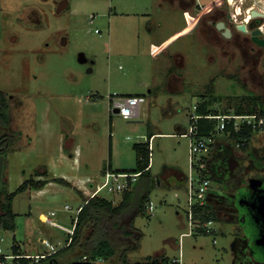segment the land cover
I'll return each mask as SVG.
<instances>
[{"label": "rangeland", "instance_id": "rangeland-1", "mask_svg": "<svg viewBox=\"0 0 264 264\" xmlns=\"http://www.w3.org/2000/svg\"><path fill=\"white\" fill-rule=\"evenodd\" d=\"M183 1L0 0V91L6 95L7 132L16 138L4 156L1 182L12 192L31 176L47 180L42 189L15 195L16 229L0 234L4 252L14 241L32 256L48 252L42 239L52 244L59 240L61 246L77 207L88 198V179L100 181L108 165L109 141L112 168L132 170V145L146 142L153 132L149 181L138 176L132 184L140 191L148 186L150 193L145 213L134 218L142 238L139 248L128 253V264H148L159 255H181L184 264H234L241 229L236 216L229 214L222 189H216L222 200L213 197L217 216L212 231L191 230L188 182L174 174L178 170L191 176L189 136L177 127L189 130V117L202 97L217 111L264 108V46L251 39L262 17L246 22L249 0L232 7L229 0H214L202 5L204 14L197 11L200 5ZM236 7L235 18L227 19ZM210 15L224 20L232 36L226 38L204 24ZM242 24L245 31L238 27ZM127 93L145 97L139 117L125 119L109 111V95ZM61 131L76 139L72 157L62 144ZM261 138L256 134L248 148L262 146ZM231 146L232 153L220 156L224 178L227 171L236 172L239 179L262 175L245 156L247 149L240 154L243 150ZM61 177L70 184L58 182ZM222 182L213 178L209 191ZM99 195L117 204L122 192L102 190ZM50 211L59 226L42 220ZM80 253L77 248L64 250L56 259L68 264ZM39 261L32 258L33 264ZM102 264L124 263L115 255Z\"/></svg>", "mask_w": 264, "mask_h": 264}, {"label": "trees", "instance_id": "trees-1", "mask_svg": "<svg viewBox=\"0 0 264 264\" xmlns=\"http://www.w3.org/2000/svg\"><path fill=\"white\" fill-rule=\"evenodd\" d=\"M255 23H259L255 21ZM3 91H0V124L6 126L8 124V117L6 114L7 103L6 97ZM210 99L205 97L201 98V101L197 104L195 112L198 115H201L197 120V134L198 135H210L215 133L216 119L206 118L205 115H216L219 112H229L230 110L222 109L216 110L211 108ZM236 114H258L264 116V108H258L254 105L247 107H238L237 109H232ZM189 119V124H190ZM256 131L253 130L250 126H244L240 131L234 132L230 123H228L225 129L219 135H215L218 139H227L231 144L236 142L240 143L238 148L245 150L248 147L250 140L254 137ZM153 134H148V139L146 142L134 143L132 145L133 150L135 151L136 164L131 171H117V172H130L138 173V176H143L145 179L150 177L149 174V163L151 156L150 149V138ZM13 137L10 134L0 137V154L3 156L11 149ZM225 150V149H224ZM222 151L218 152L220 154ZM216 154V155H217ZM216 158H212L213 160ZM209 159V158H208ZM110 161V150L108 153V163ZM208 163V160H207ZM224 161L221 165L224 169ZM110 169V164L103 168ZM209 176L211 183L213 181V175L211 169L208 168ZM264 179V174L258 176L257 180ZM222 180V179H217ZM2 181V179H1ZM0 181V234L3 231H15L16 229V216L17 213L13 211L12 203L15 195L18 192H22L26 189H41L47 183V180H36L34 177H29L18 185V187L12 191L7 192L5 183ZM58 182L68 184L67 181H64L63 178H58ZM149 181V179L147 180ZM219 183V182H218ZM215 189L211 188L208 193L212 195L211 201L207 202L203 206H194L193 207V216L192 219L195 224L203 223L207 221H214L216 211L212 206L213 197L218 198V194ZM149 193L150 188L144 186L140 191L137 187L134 188L131 185V188L122 192V197L117 204H114L112 200H109L103 196L96 195L87 200L84 199L83 204L77 214V220L75 224L74 233L71 238V242L68 246L63 249L48 255L47 257L39 258L38 264H59L56 256L58 253L64 250H69L77 248L81 251L79 257L86 255L91 258H102L107 260L115 255H118L120 260L124 264H128L127 256L129 252L137 250L139 248L140 240L142 238L141 232L134 227V218L137 214H144L149 203ZM247 222V221H246ZM249 224V222H247ZM251 228V226H250ZM195 233L206 234L203 227L196 226ZM14 238V237H13ZM12 251L14 254H21L20 246L14 241L12 243ZM78 257V258H79ZM46 261H41V260ZM165 255L154 256L149 258L146 263L148 264H159L160 261L166 260ZM42 262V263H41ZM16 264H33L32 258H21Z\"/></svg>", "mask_w": 264, "mask_h": 264}, {"label": "built area", "instance_id": "built-area-1", "mask_svg": "<svg viewBox=\"0 0 264 264\" xmlns=\"http://www.w3.org/2000/svg\"><path fill=\"white\" fill-rule=\"evenodd\" d=\"M239 2L242 4L243 0H229V7H232L235 2ZM249 20L246 22H250L254 19L261 18L262 21L259 24H256L255 28H258L261 31V34H264V0H249ZM236 9L233 12H229L231 19H234L236 14ZM256 11L261 13V15H252L251 12ZM145 97L138 94H110L109 95V111L116 112L118 115L122 116L125 119H130L134 117H139V107L144 103ZM197 104L194 105V109H196ZM202 117L198 115L196 112L190 115V127L189 130L186 131L183 135L189 136V162H190V175L187 177L188 182V208H187V217L188 221L191 225L192 232H195V227L200 226L206 232H211L212 229L210 224L212 221H207L203 223L195 224L192 216H193V207L194 206H203L207 202V196L209 193V187L211 185V180L209 176V171L207 170V160L209 158V154L211 149L214 148L215 144H217V139L215 135L221 134V132L225 129L228 123L231 124L234 132L240 131L244 126H250L253 130L256 131V134L264 135V116H260L258 114H236L233 111L229 112H219L216 115H205L206 118H214L216 119L215 125V133L210 135H198L197 134V120ZM255 134V135H256ZM236 148L240 146V143L236 142L234 144ZM138 173H130V172H117L109 169H105L102 171L101 180L95 181L93 178L88 179L89 185L86 188V192L88 193V198L85 200L99 195L102 190H105L108 193H120L123 192L137 180ZM195 176V177H194ZM196 181V184H194ZM84 202V201H83ZM65 209H69L68 205L64 206ZM81 208V205L76 209V215L72 218V226L67 230L68 236L64 240L61 246V242L58 240L57 244H52L46 239H42L41 243L48 249V252L39 255H29L26 253L14 254L12 251V245L10 247L9 252H4V250L0 247V264H16L18 260L21 258H35L36 260L39 258L47 257L50 254H53L64 247L68 246L71 242L72 235L74 233L75 224L77 220V214ZM50 216H45L42 220L50 225L59 226L53 219L52 216L55 215L54 211H50ZM0 240L2 241V235H0ZM167 259L164 261H160L159 264H184L179 256H166ZM103 259L96 257L91 258L89 256L83 255L76 260L68 263V264H102Z\"/></svg>", "mask_w": 264, "mask_h": 264}, {"label": "flooded vegetation", "instance_id": "flooded-vegetation-1", "mask_svg": "<svg viewBox=\"0 0 264 264\" xmlns=\"http://www.w3.org/2000/svg\"><path fill=\"white\" fill-rule=\"evenodd\" d=\"M180 1L181 3H184L183 0ZM212 1L214 2V0H210L208 3H211ZM186 3L194 5V7L197 8L200 5L202 9H198L197 11L201 14L205 13V10L202 6L205 4L201 5L199 0H186ZM226 17L227 19H231L229 13L226 15ZM217 21L219 20H216L214 16L210 15L209 19L206 18L204 20V24L217 29L215 26V23ZM230 31L231 37L232 30L230 29ZM222 36L224 35L222 34ZM225 150L231 151V146L229 145ZM249 161H252L258 169L262 170V174H264V142H262V146L260 147H251L249 149ZM222 163L223 162H221L220 164L222 165ZM211 173L214 179H223L221 187H218L217 184L216 188L218 190L222 189L226 193L227 198L225 199H227V202H229L230 205L229 214L235 215L240 225L241 235L239 238V246L237 248L238 252L235 255L234 264H264V245L256 244L255 242L260 234L259 230H262V226L264 225H262L261 220L258 219L257 221L255 219V212L252 207V203L255 200L257 194V191L255 189H252V185L257 184L259 180H257V178L252 179L250 174L247 179H239L236 176V172L234 171H227L224 178L223 176H221L220 169L214 165V162L211 166ZM261 182L262 185H264V179L259 181V183ZM223 198V196H220L219 199L222 200ZM241 198H246L247 200ZM226 214H228V212L224 215ZM246 221L249 222V224Z\"/></svg>", "mask_w": 264, "mask_h": 264}, {"label": "water", "instance_id": "water-1", "mask_svg": "<svg viewBox=\"0 0 264 264\" xmlns=\"http://www.w3.org/2000/svg\"><path fill=\"white\" fill-rule=\"evenodd\" d=\"M210 0H199V2L202 4H206L208 3ZM252 15H261V13L256 12V11H252L251 12ZM215 26L218 30H221L222 34L225 37H230L231 35V31L229 29V27H227L225 25V22L223 20H219L215 23ZM238 27L245 31L246 30V26L244 24L242 25H238ZM261 35V31L258 28H254L251 30V39L253 42H255L256 44L260 45V46H264V37H260ZM79 61L84 62L86 59L84 57L83 54H79ZM3 164H4V156L2 154H0V181H1V177H2V171H3ZM252 189H255L257 191L255 200L252 203V207L254 209L255 212V219L258 221L261 220L262 225H264V185H262V182L257 184L252 185ZM244 200H247L246 198H241ZM240 199V200H241ZM239 200V203H240ZM260 234L258 236V238L255 240L256 244H260V245H264V226H262V230H259Z\"/></svg>", "mask_w": 264, "mask_h": 264}, {"label": "crops", "instance_id": "crops-1", "mask_svg": "<svg viewBox=\"0 0 264 264\" xmlns=\"http://www.w3.org/2000/svg\"><path fill=\"white\" fill-rule=\"evenodd\" d=\"M152 90H149L148 92H151ZM127 94H138V95H140L139 93H127ZM140 108L141 107H139V114H140ZM111 120V119H110ZM7 128H8V124L6 125V126H4V125H2V124H0V137H2V136H5L6 134H8V132H7ZM178 128V130L179 131H181L180 132V134H184L186 131H184V130H181L182 128L181 127H177ZM65 132L64 131H61L60 132V135L62 136H64L63 138H62V144L67 148V147H69L70 148V157H72L73 156V151L75 150V149H77V146H76V139H75V137H73V140L71 139L72 137H67L66 136V134H64ZM151 134H155V133H153V132H150ZM47 135V134H46ZM15 136V135H14ZM254 136H256V135H254ZM49 138H50V136H49ZM16 138L15 137H13V141L15 140ZM51 139V138H50ZM151 139V138H150ZM261 139H264V135H262V138ZM218 141H217V145L215 146V148H216V154L218 153V152H220V151H222L220 154H217L216 155V158L213 160V162H214V165L216 166V167H218L219 169H220V171H221V176H223L222 175V167H221V162H223V160H222V157H220L222 154H227V153H232L233 152V149H232V144L230 143V142H228V140L227 139H217ZM222 140V141H221ZM13 141H12V144H13ZM150 141V140H149ZM251 141V140H250ZM262 141H264V140H262ZM250 143V142H249ZM72 144V145H71ZM63 145H60L59 146V148H58V154L60 153V150H61V148H62V150H63ZM231 146V151H228V150H224V149H227L228 148V146ZM248 146H249V144H248ZM251 147H247L246 149H247V151H246V149L245 150H243L242 151V153L241 152H239L240 154H244L245 153V151H246V157L249 159V151H248V149H250ZM237 149V148H236ZM238 149H240V148H238ZM109 150H110V161H109V163L108 164H110V169L109 168H106V169H109V170H112V171H131V170H126V169H113L112 168V166H111V141H109ZM242 150V149H241ZM234 156L237 158H239V156H237V155H235L234 154ZM4 162H5V157H4ZM219 164V165H218ZM4 165V164H3ZM108 166V165H107ZM149 166H150V163H149ZM149 170H151V166L149 167ZM174 174L177 176V178L178 179H180V180H185V179H187V176H185L182 172H180V171H178V170H174ZM225 175H226V173H225ZM184 176H185V178H184ZM61 178H63L65 181H67L68 179H65L64 177H61ZM137 181V180H136ZM67 182H69V184H70V181L68 180ZM46 185V184H45ZM43 188V187H42ZM41 188V189H42ZM218 198H220L219 197V195H218ZM27 214H31V212H28ZM16 242V241H15ZM18 245H19V243H17ZM20 246V245H19Z\"/></svg>", "mask_w": 264, "mask_h": 264}]
</instances>
